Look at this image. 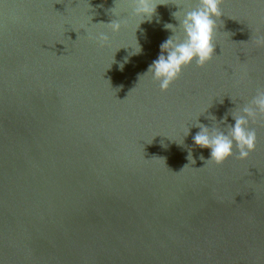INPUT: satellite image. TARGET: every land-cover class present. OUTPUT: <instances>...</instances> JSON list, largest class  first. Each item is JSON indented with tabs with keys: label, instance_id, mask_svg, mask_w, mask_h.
Here are the masks:
<instances>
[{
	"label": "water",
	"instance_id": "obj_1",
	"mask_svg": "<svg viewBox=\"0 0 264 264\" xmlns=\"http://www.w3.org/2000/svg\"><path fill=\"white\" fill-rule=\"evenodd\" d=\"M157 2L140 25L130 0H0V264H264V117L220 165L191 127L264 88V0H223L215 57L167 92L142 75L196 0Z\"/></svg>",
	"mask_w": 264,
	"mask_h": 264
},
{
	"label": "clouds",
	"instance_id": "obj_2",
	"mask_svg": "<svg viewBox=\"0 0 264 264\" xmlns=\"http://www.w3.org/2000/svg\"><path fill=\"white\" fill-rule=\"evenodd\" d=\"M130 3L131 9L128 14L138 18L140 25L144 22H151L154 17H157V22H159L157 9L161 3L157 0H130ZM222 3L223 0H196L195 7L187 10L179 8L180 11L172 13L178 24H164V29L170 31L172 35L161 43L158 57L153 60L147 72L142 76L151 74L152 78L159 83L160 90L167 92L180 78L186 67L195 64L203 68L210 63L215 57V37L218 21L222 16ZM109 11L114 17L126 12H117L116 4ZM92 20L93 15L91 23ZM98 24L106 25L112 33L120 32L123 27L118 18L109 23ZM91 38L101 46L110 44V36L104 32ZM129 47L133 49L129 55H138L142 52L137 37L135 45L129 44L122 48ZM127 62L128 58L125 57L124 62L120 64L121 70ZM220 102L223 103V100ZM233 103L236 104L234 101ZM201 115L191 124V127L199 129L192 136L194 144L201 149L209 150V157L205 160L201 156V160L211 161L217 165L223 164L234 156L239 160H248L251 153L255 152L258 143L257 131L253 125L264 117V88H258L250 101L244 105H237L234 110L226 113L222 120H217L214 115L208 116L207 118L213 121L211 127L200 122ZM229 116L234 120V124L228 122ZM191 127L185 129L184 137L191 135ZM190 158L195 164L191 149L188 151V159Z\"/></svg>",
	"mask_w": 264,
	"mask_h": 264
}]
</instances>
